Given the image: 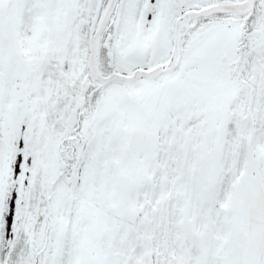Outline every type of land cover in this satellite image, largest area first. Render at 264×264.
<instances>
[{
  "label": "snow or ice",
  "instance_id": "6c2138e0",
  "mask_svg": "<svg viewBox=\"0 0 264 264\" xmlns=\"http://www.w3.org/2000/svg\"><path fill=\"white\" fill-rule=\"evenodd\" d=\"M0 264H264V0H0Z\"/></svg>",
  "mask_w": 264,
  "mask_h": 264
}]
</instances>
